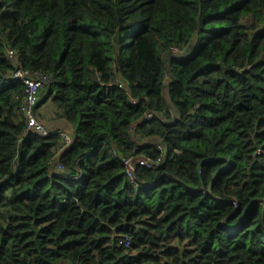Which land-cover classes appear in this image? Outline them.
I'll use <instances>...</instances> for the list:
<instances>
[{
    "label": "trees",
    "instance_id": "obj_1",
    "mask_svg": "<svg viewBox=\"0 0 264 264\" xmlns=\"http://www.w3.org/2000/svg\"><path fill=\"white\" fill-rule=\"evenodd\" d=\"M0 264H264V0H0Z\"/></svg>",
    "mask_w": 264,
    "mask_h": 264
},
{
    "label": "built area",
    "instance_id": "obj_2",
    "mask_svg": "<svg viewBox=\"0 0 264 264\" xmlns=\"http://www.w3.org/2000/svg\"><path fill=\"white\" fill-rule=\"evenodd\" d=\"M173 53L177 54V49L172 47ZM6 55L7 57L14 61L15 63V69L10 74V79L20 81L24 84V98L21 105V114L23 115L25 119V131L23 138L30 134H36L43 137H47L51 134V129L47 128V126L39 120L37 111H38V105L40 102V96L42 90L49 85L53 79L51 77H48L47 75L34 71L32 69L24 68L21 66V64L18 61L17 52L13 48H7L6 49ZM166 78L168 76L166 75ZM119 87H124L123 83L119 81L118 83ZM153 116V114L149 113L146 115L147 119H150ZM58 134L60 136V147L56 154V161L57 167L59 169H62V165L60 164V158L62 154L66 151V149L71 145L73 141V133L69 131H58ZM135 148L129 155H127L124 159V165L126 166V173L131 181H135L134 176V168H133V162L139 158L140 162L143 164L150 165L149 159L136 157L135 151L140 147L141 143L138 141L136 142ZM164 156V154H163ZM162 159V158H161ZM121 243H123L125 246H129L131 244V239L129 237H124L120 240Z\"/></svg>",
    "mask_w": 264,
    "mask_h": 264
},
{
    "label": "crops",
    "instance_id": "obj_3",
    "mask_svg": "<svg viewBox=\"0 0 264 264\" xmlns=\"http://www.w3.org/2000/svg\"><path fill=\"white\" fill-rule=\"evenodd\" d=\"M51 102V100H47L46 102L44 101V103H49ZM44 103L42 105H44ZM52 103V102H51ZM41 105V106H42ZM53 109H49L48 111H46V107L43 106V108L41 109V107L39 106L38 111H39V116L41 119H43L44 121H47L51 126H53V128H55L54 130H68L69 132H72V129L69 127V125L66 123V121L61 117L60 111L59 109L52 103ZM52 110H56L59 114L60 120H55L52 121V118L54 116H50L49 114H51Z\"/></svg>",
    "mask_w": 264,
    "mask_h": 264
},
{
    "label": "rangeland",
    "instance_id": "obj_4",
    "mask_svg": "<svg viewBox=\"0 0 264 264\" xmlns=\"http://www.w3.org/2000/svg\"><path fill=\"white\" fill-rule=\"evenodd\" d=\"M44 96V91H42L41 92V96H40V102H39V105H38V108H39V106L41 107V109L43 108V106H45L46 107V111H48L49 109H53V106H52V103L51 102H49V103H44V101L42 100V97ZM44 103V105H42ZM42 105V106H41ZM37 114H38V117H39V120L41 121V122H43L46 126H47V128H49V129H51V130H54L55 128H53V126H51L47 121H44L43 119H41L40 118V116H39V111H37ZM50 116H54L53 118H52V121H55V120H60V117H59V114H58V112L56 111V110H52L51 111V114H49ZM58 121H55V122H58ZM64 130V129H63ZM58 131H62V130H58ZM64 131H68V130H64ZM138 142H140V140H138ZM169 239H172L173 240V238H169ZM174 241V240H173Z\"/></svg>",
    "mask_w": 264,
    "mask_h": 264
},
{
    "label": "water",
    "instance_id": "obj_5",
    "mask_svg": "<svg viewBox=\"0 0 264 264\" xmlns=\"http://www.w3.org/2000/svg\"><path fill=\"white\" fill-rule=\"evenodd\" d=\"M216 159H219V158H209V159H207V161H212V160H216ZM224 160H226V161L228 162V164L225 165V166H223V167H221V168H219V169L217 170V172L215 173V175H214V177H213V179H212L211 185L213 184V182L215 181V179L217 178V176H218L221 172H223L224 170H226V169L230 166V164H231V160H230V159H224ZM201 164H203V163H201ZM210 189H211V186H210L209 190H210Z\"/></svg>",
    "mask_w": 264,
    "mask_h": 264
}]
</instances>
